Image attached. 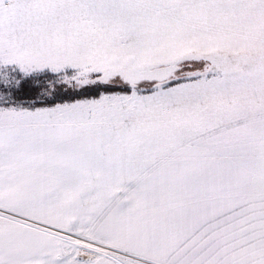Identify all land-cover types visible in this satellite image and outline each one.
I'll list each match as a JSON object with an SVG mask.
<instances>
[{"label":"snow or ice","instance_id":"snow-or-ice-1","mask_svg":"<svg viewBox=\"0 0 264 264\" xmlns=\"http://www.w3.org/2000/svg\"><path fill=\"white\" fill-rule=\"evenodd\" d=\"M0 264H264V0H0Z\"/></svg>","mask_w":264,"mask_h":264}]
</instances>
